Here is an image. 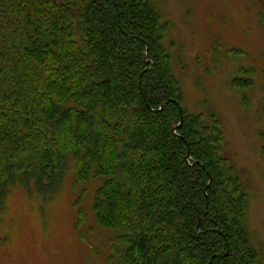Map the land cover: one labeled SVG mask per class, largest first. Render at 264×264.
<instances>
[{
  "label": "trees",
  "instance_id": "16d2710c",
  "mask_svg": "<svg viewBox=\"0 0 264 264\" xmlns=\"http://www.w3.org/2000/svg\"><path fill=\"white\" fill-rule=\"evenodd\" d=\"M168 28L154 0H0V214L13 189L47 201L73 174L96 183L110 264H263L223 124L185 108Z\"/></svg>",
  "mask_w": 264,
  "mask_h": 264
},
{
  "label": "rangeland",
  "instance_id": "374dc122",
  "mask_svg": "<svg viewBox=\"0 0 264 264\" xmlns=\"http://www.w3.org/2000/svg\"><path fill=\"white\" fill-rule=\"evenodd\" d=\"M154 3L169 24L164 45L185 108L223 124L226 153L249 197L247 228L264 264V0ZM95 188L75 187L71 174L47 201L13 189L0 214V264H110L116 235L95 222Z\"/></svg>",
  "mask_w": 264,
  "mask_h": 264
},
{
  "label": "water",
  "instance_id": "95a60500",
  "mask_svg": "<svg viewBox=\"0 0 264 264\" xmlns=\"http://www.w3.org/2000/svg\"><path fill=\"white\" fill-rule=\"evenodd\" d=\"M162 108H163V107H162ZM162 108H161V109H162ZM180 125H181V124H180ZM180 125H179V126H180ZM187 159H189V155H187Z\"/></svg>",
  "mask_w": 264,
  "mask_h": 264
}]
</instances>
